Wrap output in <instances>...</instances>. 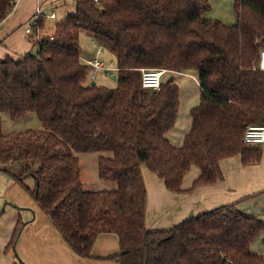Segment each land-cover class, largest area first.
<instances>
[{
    "label": "trees",
    "instance_id": "obj_1",
    "mask_svg": "<svg viewBox=\"0 0 264 264\" xmlns=\"http://www.w3.org/2000/svg\"><path fill=\"white\" fill-rule=\"evenodd\" d=\"M52 33L41 23L36 51L0 60V113L21 118L34 111L41 129L4 134L0 116V171L19 163L24 184L72 250L91 256L102 232L119 236L120 264H264L252 249L264 221L236 203L218 206L168 229L146 224L147 165L173 192H188L224 177L220 161L241 154L261 159L260 146L243 142L250 125L264 124V0H237V22L205 16L209 0H74ZM16 0H0V22ZM88 32L115 54L116 87L91 83L80 36ZM53 37V38H51ZM196 72L200 103L181 146L167 134L181 104L180 86L142 85V69ZM101 151L99 175L115 189L85 190L79 152ZM192 166L200 169L182 187ZM17 225L10 247L20 232Z\"/></svg>",
    "mask_w": 264,
    "mask_h": 264
},
{
    "label": "crops",
    "instance_id": "obj_2",
    "mask_svg": "<svg viewBox=\"0 0 264 264\" xmlns=\"http://www.w3.org/2000/svg\"><path fill=\"white\" fill-rule=\"evenodd\" d=\"M41 5L45 13H56L55 18L45 17L46 33H52L51 20L64 17L74 6V0H16L12 12L0 22V60L21 56L35 51L37 46L26 32L29 19ZM43 33V32H42ZM85 56L91 55L86 54ZM187 77L198 90L189 92L185 81L184 91L175 76ZM180 86L181 104L175 126L167 137L176 146H181L192 124L191 109L200 103V82L196 72H169L166 79ZM190 90H189V89ZM184 117L181 122L180 118ZM179 123V126H178ZM258 162L244 163L241 154L220 161L223 179L215 184L201 185L188 192L170 191L164 180L147 165L141 167L147 189L146 224L151 230L168 229L183 220L212 210L218 206L236 203L243 213L256 215L264 221V145ZM16 171V170H15ZM18 176L19 170L16 171ZM200 169L192 166L185 175L182 187L189 189L199 176ZM21 183V182H20ZM11 174L0 171V264H120L117 255L121 246L114 232L100 233L93 244L91 256L77 255L53 224L51 218L39 206L23 183ZM21 224L20 232L10 247L14 231ZM253 251L264 255V232L253 243Z\"/></svg>",
    "mask_w": 264,
    "mask_h": 264
},
{
    "label": "rangeland",
    "instance_id": "obj_3",
    "mask_svg": "<svg viewBox=\"0 0 264 264\" xmlns=\"http://www.w3.org/2000/svg\"><path fill=\"white\" fill-rule=\"evenodd\" d=\"M211 4V8L208 12L205 13V16L219 19L221 21H224L228 24H235L237 22V12H236V2L237 0H209ZM74 9V8H73ZM72 9V10H73ZM71 10V11H72ZM58 17L56 19L51 20L52 25H50L52 28L55 26L56 23L60 22L64 18V12H61V10H57ZM81 45L83 50L86 52H90L91 54H95L98 50V48H102L103 53L100 55V60H102L105 63V66H116L117 61L115 54L110 51L109 49L105 48L103 45L96 42L94 39H92V35L88 32H82L80 36ZM36 51V49H35ZM34 51V52H35ZM175 76L176 80L180 84L184 91V82L186 81L188 85L190 86L189 92H194V90H198V87L196 84H194L193 81H191L190 78L187 77H179L178 75ZM92 81H95L96 84L107 86V87H116L117 81L113 78V75H110L107 73L104 69H97L96 70V76L92 79ZM0 116L2 118V131L4 134H8L11 132H23L29 129H41L42 123L37 115L36 112L32 111L28 113L26 116L21 118H12L11 115L8 112H1ZM184 117L180 118L179 122ZM179 126V123H178ZM101 154H107L106 152L101 151H86V152H79L77 155L80 158V164H81V178L83 181V187L85 190H110L115 189L117 187V183L112 180L103 179L99 175V167H98V159ZM19 163H14L12 167H7V169L11 172H15V170H19L20 172V178L26 184L27 186L34 187L35 181L30 173H24L20 168L18 167ZM20 183V181H19ZM21 184V183H20Z\"/></svg>",
    "mask_w": 264,
    "mask_h": 264
},
{
    "label": "built area",
    "instance_id": "obj_4",
    "mask_svg": "<svg viewBox=\"0 0 264 264\" xmlns=\"http://www.w3.org/2000/svg\"><path fill=\"white\" fill-rule=\"evenodd\" d=\"M45 17L55 18L56 13L52 11L47 14L44 11V7L39 5L26 26V32L34 43L40 42L43 39L41 23ZM102 53L103 50L100 47L95 54L84 56L82 58L83 62L91 66L93 69L91 74L92 79L96 76V70L99 68L104 69L107 73L113 76L119 71L117 65L112 66L111 64L110 66H105V63L100 60V55ZM259 67L260 69H264V47L260 51ZM169 72L172 71L165 68H144L142 69V85L146 88L159 89ZM243 142L252 146L264 145V124L250 125L245 131Z\"/></svg>",
    "mask_w": 264,
    "mask_h": 264
},
{
    "label": "water",
    "instance_id": "obj_5",
    "mask_svg": "<svg viewBox=\"0 0 264 264\" xmlns=\"http://www.w3.org/2000/svg\"><path fill=\"white\" fill-rule=\"evenodd\" d=\"M86 54H89V52H87ZM113 78L116 79V75H114ZM172 79H173V77L170 78V80H172ZM92 84H96V82L92 81Z\"/></svg>",
    "mask_w": 264,
    "mask_h": 264
}]
</instances>
